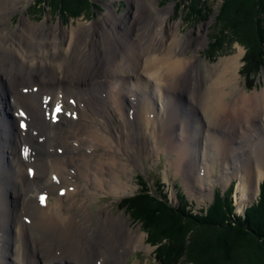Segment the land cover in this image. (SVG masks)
<instances>
[{"label":"bare ground","instance_id":"6f19581e","mask_svg":"<svg viewBox=\"0 0 264 264\" xmlns=\"http://www.w3.org/2000/svg\"><path fill=\"white\" fill-rule=\"evenodd\" d=\"M20 1L0 0V264H113L140 249L143 235L136 229L130 235L122 217H111L102 208L96 214L88 211L99 193L117 195L133 186L124 177H132L137 150L143 147L139 136L155 140L150 152L175 153L177 169L185 161L196 162L200 154L207 176L222 143L217 127L237 118L239 130L246 126L242 136L249 139L243 138V146L251 164L236 165L232 154L240 152L243 140L237 143L231 135L226 145L233 149L226 155L229 161L220 159L221 169L226 181L240 177L242 202L257 189L264 138L259 140L258 130H245L258 116L264 125V87L251 93L238 90L241 53L221 59L205 73L194 56H183L199 42L177 35V24L169 21L172 7L144 3L156 14L143 18V0H136L132 19L123 14L120 24L113 22L111 11L104 14L100 20L110 24L102 22V41L91 36L92 27L79 43L81 25L59 31L25 18L9 35L7 20ZM33 84L34 93L21 90ZM47 94L46 104L62 103L58 119L43 112L41 97ZM227 94L233 101L226 100ZM17 108L25 116L11 112ZM168 108L176 110L175 121L166 119ZM20 120L24 128H18ZM255 141L259 151L253 165ZM20 147L30 152L22 156ZM27 166H33L30 177ZM206 176H196L193 187L208 189Z\"/></svg>","mask_w":264,"mask_h":264},{"label":"rangeland","instance_id":"374dc122","mask_svg":"<svg viewBox=\"0 0 264 264\" xmlns=\"http://www.w3.org/2000/svg\"><path fill=\"white\" fill-rule=\"evenodd\" d=\"M37 1L38 0L20 1L19 8L13 13L11 18L7 20L6 26L9 35L13 34L14 30L17 28L19 21L25 18L28 21L35 23L45 21V23L49 26H56L59 31L62 29L68 30L70 27L81 25V30L80 32H78L79 43L83 41L80 36L83 34V37H85L88 29L92 27V31H90L92 32L91 36H98L102 41L104 39L103 35L105 32V28L102 22L107 24H110V22L108 20H100V18L104 14L111 11L113 22L115 23L118 21L119 23L117 22L116 24H120L121 21L119 20L122 19L123 14L127 15V19H132L131 17L134 16V14L131 12L138 4L136 3V0H89V6L84 7V9H82L79 14L70 16V12H64L62 10L58 12L57 9L52 8L49 5L51 3V0H40V3L38 5L36 4ZM185 1L186 0H143V4L152 2L156 4L157 8H163L167 6L172 7L169 21L170 23L177 24V35H187L190 36L191 39H194L196 41L198 40L199 42V46H195L196 48L194 46L188 47V49L186 48L183 56H194V60H199V65L202 67V71L208 73L209 69H213L216 64L220 62L221 59L233 56L237 53H241L240 66L238 69L240 77L239 82L236 84L238 90H241L245 93H251L256 90L262 89L264 87V65L259 66L256 70L252 71V69H250L248 66V61H244L243 59L244 48L241 44L232 40L229 41L227 44L223 45L219 50H214V52H211L210 48H208L209 38H211V35L215 32L213 16L221 0H203L208 5H211L212 11L207 18L196 19H187L188 17L185 14L186 8L184 7ZM140 12L143 18L148 19L150 17L152 18L156 14L155 9L150 12L147 6H145V4L141 6ZM45 32H48V30H44V33ZM226 38L227 40L228 38H231V34L228 35ZM99 45L100 43H98V46ZM208 52L211 56L208 54ZM0 78H2L1 73ZM25 83L29 84L32 82L28 81ZM181 85L182 82L180 83V86ZM176 92L178 93L177 90ZM171 93H175V90L172 89ZM175 95L176 94H174V96ZM226 98V100H229V102L233 101L232 95L227 94ZM182 110L179 109L178 114H182ZM175 112L176 110H174L173 108L167 112V116L171 119V121H175V119H172L174 117ZM115 118L119 120L118 116H115ZM117 120L116 128L119 130ZM239 122L240 120L237 118H229L224 121V124L217 127L216 133H218V136L222 139V143L219 149V153L214 159L213 169L207 173V176L205 175V164L202 163V159H200V154L196 162L191 161L192 163L187 164L185 161L186 166H183L182 169H177V167H175L177 157L175 153L166 150L150 152V149L153 146H156L155 140H152V137L149 139L140 138V136L138 137V141L142 144L143 147H139V149L137 150V162L135 167L131 171L132 177H130V175L124 177L126 181L131 180L133 186L130 187L128 191L120 192L117 195L99 193V197L93 200V204L89 205L88 210L90 213L93 214H96L101 208L103 209V211L108 210L111 217L123 218V221L128 224V228L131 232L130 235L135 234V229L137 230L136 234L140 233L143 235L142 247L140 249L131 251L130 254L127 255L128 257L126 256L127 259H117L113 262V264H161V261H158V259L155 260L154 258V252L157 242L156 244L152 245L147 241V234L144 231L141 222L137 219L132 218V216H130L129 210L125 209L123 207V204H121V200H123L124 197L136 195L137 193H135L134 195L130 194L135 190L138 193L143 190H147L145 187L137 185L136 176L139 175L138 173H141V175L145 177L147 185H149L148 187L150 188H152V185L153 183H155V180L157 178H159L164 183L163 188L161 187V184L156 183V185L161 187L162 190H159L157 188H152L151 190H149V192H153V195H156L157 192L158 194L160 193L168 195L171 204L174 203L176 205H179L182 202H186L185 206L190 208L192 212L200 213L202 212V210L205 211L206 208H208L209 205L216 200L217 196H220L216 195L213 198L212 191L214 189L223 191L224 195L220 197L224 199V196H227L228 200H230L231 204L233 205L234 209L232 211L236 214L243 213V210L251 204V201L255 197H257L258 186L257 189L252 188L253 190L250 193L248 192V194H246L247 197L242 202L241 198H243L242 196L244 195L240 188V177L232 176V179L226 181L227 178L225 176L227 175L223 174V171L221 169L222 166L220 163V159H223L224 157L227 159V161H229L226 155H228L229 151L233 148L226 145V140L231 135H233V139L236 140L237 143L243 140L244 137L245 140L248 141L249 138L247 137V134L244 135L245 132H251L252 134H254L255 130H258L261 134L259 140H262V138H264V125L262 117L258 116L253 120L251 119V124L250 122L247 123L248 129L245 130L243 134L244 136H242V132L244 131L246 126H244L242 130H239ZM174 125H176L175 122ZM174 125L173 130L176 132L177 126ZM233 125H235L236 128H234ZM259 132H257V134ZM252 139L253 138H251L250 141ZM244 143L245 141L243 140V142H240V144L238 145V147H241L240 152L238 151L232 154L233 159H235L234 162L238 166L241 164H251V160L247 158L250 153L247 152V150L243 146ZM160 144L165 146V141H160ZM232 145L235 146L236 144L234 143ZM256 145L257 141H255V144L253 145V165H255V162L258 159L257 151H259V148L256 147ZM208 157L210 158L211 156L209 155ZM190 164L192 165L190 166ZM200 169L202 170L201 174L200 172H197ZM229 172L231 173V175L233 174V170L230 169ZM239 174H241V172ZM196 176H200V178L206 176V179L211 182V186L208 185V189L206 190H203L200 187H193V183H196ZM206 179L204 178V183L207 182ZM261 179H264V163L263 175L259 179V182L262 181ZM180 192L183 193L181 197L177 195V193ZM56 194V191L50 192L49 195L51 201L54 200L52 196ZM95 222H97V217L95 219ZM173 264L190 263L181 256L177 260H175Z\"/></svg>","mask_w":264,"mask_h":264},{"label":"trees","instance_id":"16d2710c","mask_svg":"<svg viewBox=\"0 0 264 264\" xmlns=\"http://www.w3.org/2000/svg\"><path fill=\"white\" fill-rule=\"evenodd\" d=\"M89 4V0H51L49 5L71 16ZM184 7L187 19L207 18L212 11L203 0H186ZM263 15L264 0H221L208 48L214 52L234 40L243 46L249 68L256 70L264 65ZM263 180L256 200L241 214L232 211L227 196H217L205 211L193 213L186 203L173 205L167 195H153L146 186L147 190L124 198L121 204L141 222L147 241L157 242L154 257L161 264H173L181 256L190 264H264Z\"/></svg>","mask_w":264,"mask_h":264},{"label":"snow or ice","instance_id":"6c2138e0","mask_svg":"<svg viewBox=\"0 0 264 264\" xmlns=\"http://www.w3.org/2000/svg\"><path fill=\"white\" fill-rule=\"evenodd\" d=\"M43 199H44V198H43V197H41V202H42V203H43Z\"/></svg>","mask_w":264,"mask_h":264}]
</instances>
